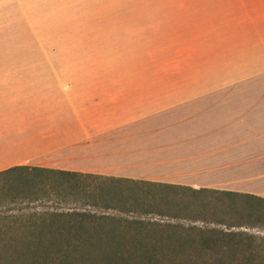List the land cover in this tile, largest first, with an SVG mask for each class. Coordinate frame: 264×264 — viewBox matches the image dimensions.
<instances>
[{"label": "crops", "instance_id": "0c3cea01", "mask_svg": "<svg viewBox=\"0 0 264 264\" xmlns=\"http://www.w3.org/2000/svg\"><path fill=\"white\" fill-rule=\"evenodd\" d=\"M210 37V73L105 78ZM15 166L264 200V0H0V171Z\"/></svg>", "mask_w": 264, "mask_h": 264}, {"label": "trees", "instance_id": "16d2710c", "mask_svg": "<svg viewBox=\"0 0 264 264\" xmlns=\"http://www.w3.org/2000/svg\"><path fill=\"white\" fill-rule=\"evenodd\" d=\"M86 179L242 198L251 211L256 204L264 207L263 199L247 194L15 166L0 171V264H264V239L230 231L236 225L160 212L155 215L224 230L141 218L152 214L146 211L129 218L133 211L120 209L117 216L88 212L83 208L95 207L90 197L108 192L88 189L81 182ZM144 203L130 205L135 209ZM230 206L232 213L235 205Z\"/></svg>", "mask_w": 264, "mask_h": 264}, {"label": "rangeland", "instance_id": "374dc122", "mask_svg": "<svg viewBox=\"0 0 264 264\" xmlns=\"http://www.w3.org/2000/svg\"><path fill=\"white\" fill-rule=\"evenodd\" d=\"M217 41L215 37H210L209 42L204 43H192V44H177L174 48L171 47L170 51H162L157 53L156 57L150 59H133L122 62V67L126 68V73L123 76H111L105 77L112 79L113 83H125L129 80V84L145 83L152 84L162 81H167L168 76H164L169 72L177 71L176 65L182 64V68H178L180 72L185 69L196 70L200 69L201 62L203 69H208L209 73L216 69V56H217ZM189 62V64H188ZM206 62V67H205ZM116 66V65H113ZM120 66V65H119ZM179 67V66H178ZM165 79H164V77ZM164 79V80H163ZM161 81V82H162ZM143 126V125H142ZM145 128V126H143ZM156 126L147 124L146 130L155 128ZM134 130H137L134 129ZM143 130V129H142ZM118 165H113L114 170L120 171ZM110 166V165H109ZM104 167V166H103ZM105 168V167H104ZM110 168V167H108ZM120 174V172H115ZM108 177V176H100ZM116 178V177H115ZM215 179L216 177H212ZM127 179V178H117ZM135 182H143L138 180L127 179ZM82 184L88 186V189L99 187L107 194H95L90 197V203L95 207L83 208L88 212L95 214H104L117 216L118 210L133 211V213L125 214V217L136 216V213L143 211L152 213L147 216H141L144 219H152L159 222H171L181 225H193L196 227L204 228H216L224 230L222 225L216 224H202L200 222H186L181 220H170L169 218L158 217L155 213H164L168 215H179L186 217L200 216L209 219V221H218L227 225H236L237 228H232L230 231L243 232L248 235H253L258 238L264 239V216L262 211L264 207H258V204L254 206L253 211L247 208L246 200L242 198H229L223 195L217 194H197L193 195L189 192H178L170 189H159L145 185L131 184L128 182H110V181H95V180H83ZM191 189V188H190ZM208 191L217 192H229L236 194H248L249 188H229V187H215V188H198ZM193 189V190H198ZM257 190V189H253ZM264 194V189H261ZM256 197V196H254ZM137 200L138 202H145L144 207L132 208L130 203ZM121 203L124 206H122ZM231 203L235 205V211L230 212ZM103 205H111L118 207L117 210H103ZM208 206V207H207ZM77 207L80 208L78 205ZM256 207V208H255Z\"/></svg>", "mask_w": 264, "mask_h": 264}]
</instances>
